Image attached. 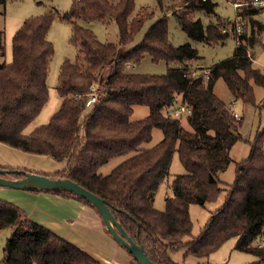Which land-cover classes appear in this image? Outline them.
<instances>
[{"label": "trees", "instance_id": "trees-1", "mask_svg": "<svg viewBox=\"0 0 264 264\" xmlns=\"http://www.w3.org/2000/svg\"><path fill=\"white\" fill-rule=\"evenodd\" d=\"M156 1L163 16L134 44L145 22L154 18L153 12L142 9L132 17L135 0H73L63 18L72 24L71 43L77 57L61 66L59 111L30 136L24 130L39 116L49 96L47 79L55 47L48 33L55 16L50 12L26 19L13 37L12 61L0 62V143L65 162L63 171L45 175L72 180L105 200L116 220L155 264H179L171 258L177 251H184V257L207 258L233 238L236 250L256 257L249 264H264V246L258 247L264 239V131L252 143L249 157L236 163L235 181L221 186L219 173L232 161L230 150L241 139L242 122L214 92L216 81L223 79L236 101H253V84L264 87V72L247 57L264 33V23L256 19L263 9L240 7L242 43L236 45L234 55L208 70H195L193 63L201 58L198 49L189 42L173 44L167 15H174L194 43L224 44L229 37L225 23L204 24L195 18L197 12L215 16L216 2L181 0L184 10L178 14L173 11L175 2L165 3L173 0ZM6 3L0 0V10ZM108 19L118 25L116 44L100 41L91 29L77 23ZM145 55L177 67H169L161 75L126 72L128 65L139 64ZM3 56L4 33L0 30ZM94 84L102 89L97 102L89 96ZM178 102L191 109L186 116L188 128L182 119L164 114ZM138 105L148 106L150 114L131 121ZM154 128L162 130V140L152 148H143L152 140ZM176 153L186 172L173 179L172 196L166 198L165 209L159 210L153 197L169 177ZM119 156L128 158L109 174L99 173L103 165ZM0 169L7 171L1 175L7 179L35 173L1 165ZM223 191L227 192L224 204L210 213L200 234L193 235L191 205L216 202ZM48 193L96 209L72 192ZM4 229L12 233L2 264H102L30 218L21 207L0 199V230Z\"/></svg>", "mask_w": 264, "mask_h": 264}, {"label": "rangeland", "instance_id": "rangeland-1", "mask_svg": "<svg viewBox=\"0 0 264 264\" xmlns=\"http://www.w3.org/2000/svg\"><path fill=\"white\" fill-rule=\"evenodd\" d=\"M112 1L117 2L118 0ZM214 1L217 4L215 16L209 17L197 12L195 13V18L201 19L204 24L221 21L226 24V28H228V23L230 22L229 28H233L236 21V9L233 0ZM174 2L177 7L173 11L178 14L181 13L184 10L181 0L167 1L165 3ZM72 3L73 0H7L6 6L0 10V30L4 33L5 45V56L0 57V62L12 61L13 37L26 19L50 12L55 16L48 33V39L55 47V54L50 62V72L47 79L49 96L39 116L24 130L26 136H30L36 128L48 124L51 117L61 107L62 98L58 93L61 66L65 60L74 62L78 53L71 43L72 24L63 18L64 12L71 8ZM135 4V12L132 17L138 15L142 9H147L148 12L154 13V18L147 20L136 36L134 44H138L155 21L163 16V12L156 0H135ZM262 9V12L256 16V19L264 23V7ZM167 17L168 29L173 44L180 46L189 42L194 44L198 49L201 58L193 63L195 70H208L234 55L237 42L232 34H228L229 37L224 44L206 45L204 43H194L178 25L172 13L168 14ZM77 23L82 27L91 29L98 39L104 43H118V25L111 19L98 21L93 24L82 20H78ZM127 49V47L121 49V53H124ZM249 53L253 59L255 58L254 67L264 72V33L260 37V44L250 49ZM169 67H177V65H168L164 61L154 62L151 56L145 55L139 64H131L130 67H127L126 72L161 75L165 74ZM106 73H108L107 70ZM253 87V101L242 99L236 101L223 79H218L215 83V94L230 106L232 112L236 113L238 120L242 122L239 131L241 139L230 150L232 161L223 172L219 173L220 185L224 187L230 186L235 181L236 163L249 157L252 143L264 131V87L255 84H253ZM178 99L181 100L180 96ZM179 105L180 102L175 107ZM173 108L164 110V114L169 115ZM149 114L150 108L148 106H135L131 115V121L142 120L148 117ZM182 124L188 128L186 117L182 118ZM162 138V130L154 128L152 140L144 144L143 148L154 147ZM14 152L16 154L1 151L0 161L8 163L6 165L11 167L23 168L35 171V173L45 172L46 174H51L55 171H63L66 168L65 162L55 161L51 157L18 151ZM127 158L128 156H119L111 159L99 169V173L102 175L109 174ZM185 172L186 170L180 161V157L176 153L170 165L169 177L159 187L153 197L155 208L159 210L165 209L166 198L172 196L171 183L173 179ZM226 194L227 192L223 191L216 202L207 203L205 206L191 205L190 214L193 221V235L197 236L200 234L209 220L210 213L224 204ZM0 199L21 207L30 218L75 244L102 264H137L128 251L110 235L100 213L91 207L85 206L84 209H80L82 207L77 201L65 200L45 191L32 193L26 190L2 186H0ZM11 233V229L0 230V264H2L6 243ZM190 239L186 238V240ZM235 244L236 239H230L207 258H197L193 255L184 257V251L173 252L171 258L179 264H249L256 260L255 256L236 250Z\"/></svg>", "mask_w": 264, "mask_h": 264}, {"label": "water", "instance_id": "water-1", "mask_svg": "<svg viewBox=\"0 0 264 264\" xmlns=\"http://www.w3.org/2000/svg\"><path fill=\"white\" fill-rule=\"evenodd\" d=\"M6 173L7 171L0 169V186L2 187L45 192L64 190L72 192L87 200L91 205L96 207L113 239L123 246L138 264H155L149 258L144 248L137 244L132 237L127 234L122 225L116 220L105 200L99 196L69 179L51 178L45 174L32 172L26 173V175L20 179H7L1 176Z\"/></svg>", "mask_w": 264, "mask_h": 264}, {"label": "built area", "instance_id": "built-area-1", "mask_svg": "<svg viewBox=\"0 0 264 264\" xmlns=\"http://www.w3.org/2000/svg\"><path fill=\"white\" fill-rule=\"evenodd\" d=\"M246 5H252L255 7H264V0H253L250 3L247 2H234V7L236 9V21L234 23V26L232 29H230L229 31H226L227 33L229 32H234V38L237 42V44H241V34L243 33V24L240 21V17L238 16V11L240 9V7L242 6H246ZM247 57L249 59H251L253 62L255 61L252 56L250 55V53L248 52ZM128 67H130V65H128ZM101 85L100 84H94L90 87V92H89V96L91 98L92 102H97L98 98H99V94L101 92ZM191 113V109L188 105L186 104H180L177 107H174L172 109V111L170 112V114L176 118H180L182 119L183 117L188 116ZM234 117L238 118V115L236 113H233ZM264 246V239L262 241H260L258 243V247L261 248Z\"/></svg>", "mask_w": 264, "mask_h": 264}, {"label": "crops", "instance_id": "crops-1", "mask_svg": "<svg viewBox=\"0 0 264 264\" xmlns=\"http://www.w3.org/2000/svg\"><path fill=\"white\" fill-rule=\"evenodd\" d=\"M237 2H244V0H236ZM234 2L235 1H233V4H234ZM234 26V25H233ZM232 29V28H231ZM230 30V28H229V24H228V31ZM228 34H232L233 36H234V32H229ZM0 150L1 151H3V152H5V153H15L14 151H18V152H22V151H19V150H17V149H14V148H12V147H9V146H7V145H5V144H3V143H0ZM0 151V152H1ZM24 153V152H23ZM1 154V153H0ZM16 154V153H15ZM1 158V157H0ZM6 164H8V163H3V162H1L0 161V165L1 166H5V167H11V166H9V165H6ZM13 168H15V167H13ZM35 172V171H34ZM55 172H57V171H55ZM54 172V173H55ZM53 172L51 173V174H54ZM41 174H46L45 172L44 173H41ZM33 193V192H32ZM36 193V192H35ZM54 195V194H53ZM56 196V195H55ZM62 198V197H61ZM64 199V198H63ZM65 200H71V199H65ZM76 201V200H75ZM77 203H79L80 204V206L82 207V208H80L79 206V208L80 209H84L85 208V206H87V205H85V204H82V203H80V202H78L77 201ZM88 207H90V206H88ZM91 208H93V207H91ZM93 209H95V208H93ZM96 210V209H95Z\"/></svg>", "mask_w": 264, "mask_h": 264}]
</instances>
